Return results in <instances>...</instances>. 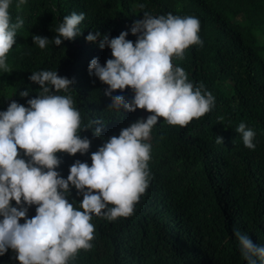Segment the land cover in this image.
I'll use <instances>...</instances> for the list:
<instances>
[{
    "label": "trees",
    "instance_id": "16d2710c",
    "mask_svg": "<svg viewBox=\"0 0 264 264\" xmlns=\"http://www.w3.org/2000/svg\"><path fill=\"white\" fill-rule=\"evenodd\" d=\"M140 3L145 9L137 7ZM16 4L12 0L9 8L11 22L19 17L24 23L7 54L13 70H0V111L12 100L27 107L26 101L37 95L39 85L28 79L31 72L57 69L59 76L75 81L71 94L82 126L93 119L104 122L100 137L90 129L80 132L91 141L84 155L57 153L62 160L57 171L65 179L75 160L91 165L90 154L109 137L150 114L107 107L111 100L103 90L108 86L89 75L88 64L96 57L103 65L111 50H101L98 41L88 42L85 36L98 30L116 37L143 18L142 11L200 21L203 46H190L182 60L173 57L172 63L182 67L194 85L204 84L215 97L213 109L186 127L159 120L147 141L152 179L133 214L115 221L93 215L92 248L81 250L69 264H246L234 229L264 245V0H26L20 8ZM73 12L85 14L81 35L56 46L55 30ZM33 34L48 37V45L40 49ZM126 39L135 42L136 37L129 31ZM25 89L29 96L21 97L18 93ZM116 94L128 99L133 95L128 88ZM240 122L255 131V150L246 148L235 132ZM216 135L223 137L222 144L215 142ZM68 199L79 209L82 195L74 187ZM35 207H29V218ZM0 264H19L15 252L9 249L0 255Z\"/></svg>",
    "mask_w": 264,
    "mask_h": 264
},
{
    "label": "clouds",
    "instance_id": "9594fccd",
    "mask_svg": "<svg viewBox=\"0 0 264 264\" xmlns=\"http://www.w3.org/2000/svg\"><path fill=\"white\" fill-rule=\"evenodd\" d=\"M11 3L0 0V70L4 73L13 70L7 54L24 23L19 17L11 22ZM25 3L17 0L16 7ZM137 7L143 10L146 6L140 3ZM142 13L143 18L135 20L129 30L135 42L126 39L129 31L113 38L98 30L85 36L88 42L98 41L101 50H111V58L103 65L96 57L88 64L89 75L108 86L103 90L111 100L107 107L150 113L122 128L118 136L109 137L90 154L91 165L75 160L66 179L57 171L62 163L57 153L84 155L91 141L80 132L90 129L100 137L104 126L99 119L82 126L71 94L74 79L59 76L57 69L31 72L28 79L39 85L37 95L26 101L27 107L12 100L0 111V255L11 249L19 264H69L81 250H90L95 238L93 215L109 221L129 217L149 187L151 144L147 141L159 120L186 127L213 109L215 97L204 84L194 85L185 70L172 63L173 57L182 60L190 46H203L199 19ZM84 18L83 12L65 16L53 43L60 46L81 35L79 25ZM32 41L44 49L49 38L33 34ZM126 88L132 90L131 99L113 95ZM18 94L28 97L29 90ZM235 132L246 148L255 150L253 129L240 122ZM215 142L222 144L223 137L216 135ZM71 187L82 195L79 209L69 202ZM33 205L35 215L29 218ZM234 236L246 264H264V245L254 244L239 229H234Z\"/></svg>",
    "mask_w": 264,
    "mask_h": 264
}]
</instances>
